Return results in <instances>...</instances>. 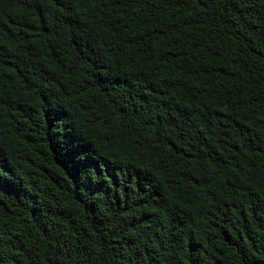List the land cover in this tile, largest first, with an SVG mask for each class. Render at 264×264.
I'll return each instance as SVG.
<instances>
[{
	"label": "trees",
	"instance_id": "16d2710c",
	"mask_svg": "<svg viewBox=\"0 0 264 264\" xmlns=\"http://www.w3.org/2000/svg\"><path fill=\"white\" fill-rule=\"evenodd\" d=\"M0 264H264V0H0Z\"/></svg>",
	"mask_w": 264,
	"mask_h": 264
}]
</instances>
